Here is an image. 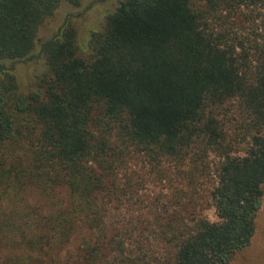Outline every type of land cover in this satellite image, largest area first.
<instances>
[{"label":"trees","instance_id":"1","mask_svg":"<svg viewBox=\"0 0 264 264\" xmlns=\"http://www.w3.org/2000/svg\"><path fill=\"white\" fill-rule=\"evenodd\" d=\"M82 2L0 0V264H63L82 230V264H231L264 196V0H122L84 46L63 24L23 89L4 64L31 57L61 4ZM210 155L217 222L112 217L132 162L194 179Z\"/></svg>","mask_w":264,"mask_h":264},{"label":"rangeland","instance_id":"2","mask_svg":"<svg viewBox=\"0 0 264 264\" xmlns=\"http://www.w3.org/2000/svg\"><path fill=\"white\" fill-rule=\"evenodd\" d=\"M121 1L83 0L82 5L77 8L61 4L49 23L39 30L31 57L23 61L6 62L4 67L12 69L23 89L33 87L36 79L45 72L44 56L40 51L43 42L52 37L63 24L71 22L77 29L79 44L86 45L91 32L102 29L105 16L114 12ZM236 16L229 17L228 24L237 26L240 22H237ZM259 22L260 19L257 21L260 25ZM213 25L220 30L227 26L226 24L219 26L218 22H214ZM208 161L210 170L207 174H196L194 179L188 177L186 169L174 163L162 162L154 168L146 161L139 159L132 162L128 165L126 174L119 175L120 184L123 186L124 183L127 184V179H130L132 184L130 194L119 202V209L112 213V217L114 219H136L140 216V219L149 225L153 224L154 219L170 220L175 215L184 216L189 220L198 217L217 222L211 199L217 159L210 155ZM64 193L65 190L62 191V195ZM26 201L31 205L40 206L42 198L37 192L30 190L26 193ZM185 223L189 222L185 221ZM84 233L85 231L82 230V234ZM82 234L75 235L60 255L63 264H82L77 261ZM231 264H264V196L255 220L254 237L249 247L237 255Z\"/></svg>","mask_w":264,"mask_h":264}]
</instances>
